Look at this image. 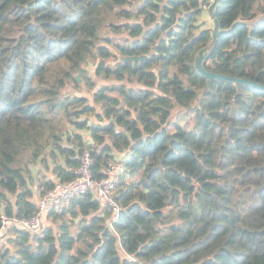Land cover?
Returning <instances> with one entry per match:
<instances>
[{
    "label": "trees",
    "instance_id": "obj_1",
    "mask_svg": "<svg viewBox=\"0 0 264 264\" xmlns=\"http://www.w3.org/2000/svg\"><path fill=\"white\" fill-rule=\"evenodd\" d=\"M207 4L0 0V222L86 151L97 179L126 165L116 221L76 197L10 229L0 264H264V89L196 64L264 86V0H218L216 36Z\"/></svg>",
    "mask_w": 264,
    "mask_h": 264
},
{
    "label": "built area",
    "instance_id": "obj_2",
    "mask_svg": "<svg viewBox=\"0 0 264 264\" xmlns=\"http://www.w3.org/2000/svg\"><path fill=\"white\" fill-rule=\"evenodd\" d=\"M205 8L209 11L214 0H207ZM93 159L86 151L81 158V163L76 171L74 180L68 183L57 182L55 187L39 197L37 201L38 213L33 217H8L1 215L0 238L6 233L17 228L29 232L32 236H40L44 227V217L52 211L61 212L74 198L92 193L95 200L103 206H108L113 211V220L120 216L121 208L115 200L122 175L126 172L123 161L109 162L101 169V177L95 178L93 173Z\"/></svg>",
    "mask_w": 264,
    "mask_h": 264
},
{
    "label": "water",
    "instance_id": "obj_3",
    "mask_svg": "<svg viewBox=\"0 0 264 264\" xmlns=\"http://www.w3.org/2000/svg\"><path fill=\"white\" fill-rule=\"evenodd\" d=\"M218 0H214V2L211 4L210 6V9H209V12L211 14V19L214 21V24H215V33H214V36H216L218 33H219V23H218V20L216 18V14L214 12L215 10V6L217 4ZM119 57V61H132V62H135V61H142L144 59H147V56L146 55H141V56H127V57H123L121 55H118ZM205 57V51H202L197 59V68L199 70V72L204 75L205 77H207V79L209 80V82L212 80V79H220V80H227V81H234V82H243V83H247V84H251V85H254V86H257L259 88H263L264 89V86H260L252 81H248V80H241V79H238V78H233V77H228V76H223V75H219V74H216V73H212V72H208L204 69L203 65H202V61ZM78 81L81 82V78L79 77V75L76 76ZM90 140L92 142L93 139L90 138ZM145 264V263H144Z\"/></svg>",
    "mask_w": 264,
    "mask_h": 264
},
{
    "label": "crops",
    "instance_id": "obj_4",
    "mask_svg": "<svg viewBox=\"0 0 264 264\" xmlns=\"http://www.w3.org/2000/svg\"><path fill=\"white\" fill-rule=\"evenodd\" d=\"M38 199H39V197H37L35 200L38 201ZM46 221L48 222V216H45V217H44V223H45ZM45 225H46V224H45Z\"/></svg>",
    "mask_w": 264,
    "mask_h": 264
},
{
    "label": "rangeland",
    "instance_id": "obj_5",
    "mask_svg": "<svg viewBox=\"0 0 264 264\" xmlns=\"http://www.w3.org/2000/svg\"><path fill=\"white\" fill-rule=\"evenodd\" d=\"M91 69H92V71H94V67H92ZM45 224H48V222L46 221Z\"/></svg>",
    "mask_w": 264,
    "mask_h": 264
}]
</instances>
